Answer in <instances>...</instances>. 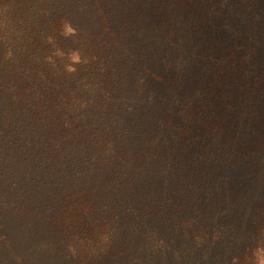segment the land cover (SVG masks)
Masks as SVG:
<instances>
[{
    "label": "rangeland",
    "instance_id": "obj_1",
    "mask_svg": "<svg viewBox=\"0 0 264 264\" xmlns=\"http://www.w3.org/2000/svg\"><path fill=\"white\" fill-rule=\"evenodd\" d=\"M44 1L36 30L78 13L56 82L83 119L36 87L40 120L8 114L25 133L0 139V264H258L264 0ZM13 37L0 59L20 72L36 43Z\"/></svg>",
    "mask_w": 264,
    "mask_h": 264
},
{
    "label": "trees",
    "instance_id": "obj_2",
    "mask_svg": "<svg viewBox=\"0 0 264 264\" xmlns=\"http://www.w3.org/2000/svg\"><path fill=\"white\" fill-rule=\"evenodd\" d=\"M44 2L46 3V0ZM30 4L34 5L32 0H25V2L21 0H0V19L5 21V25L0 29V51L6 48L2 42L6 43L7 39L12 36H14L13 39H16V36L19 34L21 37L26 36L29 43H36L32 53V56L36 57V62L29 65V68H27L28 70L24 68H22L20 72L18 70H12V66L9 68L10 62L6 65L3 64V59H0V133L2 131L5 132L2 136L0 135V139L5 147L19 146L17 145L18 143H15L17 141L8 143L3 139L4 137L8 138L7 134H10L12 128L17 136L25 133L23 123L19 124L8 121V114L11 113L12 116H17L19 112H24V107L32 112L35 118L38 117V119L39 115L43 113V104L38 102L40 98H37V93L34 90L35 87L41 94L42 92L45 94V99H48L50 105L57 109L69 108L73 110L74 115L83 119L79 112L81 105L77 101V95L73 97L71 93L65 92V88L56 82L59 81L58 79L62 76H64V79H68V77L73 75L69 74L70 69H67L63 62L68 56L78 54L79 51L65 50L64 47L61 49L57 45L56 40L64 39V37L68 39L80 38L81 32L78 26L72 23V20L76 19L78 13L74 11L66 12V15H64L65 19L61 18L57 20V18L54 17L51 23L52 27H50L51 31L48 33V27L45 31H43L42 28L39 30L35 29L36 20H32L33 27L31 25H26L28 21L27 15L29 13L37 14L40 10H43V6H38V0H36V6H31ZM44 8L47 10V6H44ZM39 16L41 17V15ZM54 23H56V25H54ZM42 24H47L45 18H42ZM68 25L74 29V31H70L71 34L64 32V29H66ZM105 32L106 36L111 35L109 29H106ZM35 33L40 35L38 42L34 36ZM57 33H59V35L55 37ZM72 43L77 44V49L81 47V43ZM84 45L85 42H83V46ZM68 46L72 45L70 44ZM34 74L39 80L35 79L31 84H28V81L24 82V80H29L31 77L34 78ZM45 80H48L49 83L50 80L53 81L50 87H43ZM232 80L235 81L234 83L237 85L238 81L234 76ZM74 127L79 128L80 124L76 122ZM9 138H11L10 135ZM0 144H2L1 141Z\"/></svg>",
    "mask_w": 264,
    "mask_h": 264
},
{
    "label": "clouds",
    "instance_id": "obj_3",
    "mask_svg": "<svg viewBox=\"0 0 264 264\" xmlns=\"http://www.w3.org/2000/svg\"><path fill=\"white\" fill-rule=\"evenodd\" d=\"M256 260L258 264H264V249H258L256 253Z\"/></svg>",
    "mask_w": 264,
    "mask_h": 264
}]
</instances>
